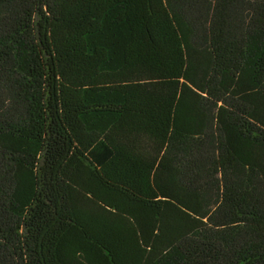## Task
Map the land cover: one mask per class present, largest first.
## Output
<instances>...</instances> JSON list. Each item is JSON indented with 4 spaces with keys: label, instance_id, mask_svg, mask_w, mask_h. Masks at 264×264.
<instances>
[{
    "label": "trees",
    "instance_id": "trees-1",
    "mask_svg": "<svg viewBox=\"0 0 264 264\" xmlns=\"http://www.w3.org/2000/svg\"><path fill=\"white\" fill-rule=\"evenodd\" d=\"M0 264H264V0H0Z\"/></svg>",
    "mask_w": 264,
    "mask_h": 264
}]
</instances>
